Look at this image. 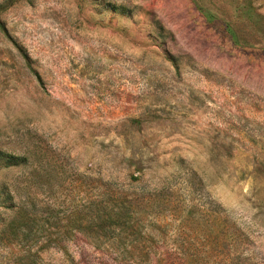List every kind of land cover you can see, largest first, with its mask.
<instances>
[{
	"label": "rangeland",
	"instance_id": "obj_1",
	"mask_svg": "<svg viewBox=\"0 0 264 264\" xmlns=\"http://www.w3.org/2000/svg\"><path fill=\"white\" fill-rule=\"evenodd\" d=\"M0 155V264H264V0H0Z\"/></svg>",
	"mask_w": 264,
	"mask_h": 264
},
{
	"label": "trees",
	"instance_id": "obj_2",
	"mask_svg": "<svg viewBox=\"0 0 264 264\" xmlns=\"http://www.w3.org/2000/svg\"><path fill=\"white\" fill-rule=\"evenodd\" d=\"M0 166L3 168L25 167V158L0 155ZM34 171L32 168L30 174ZM131 181L136 180L131 179ZM0 190H3L2 187ZM26 195L27 191L19 185H14L13 190L7 189L4 197L0 195V208L6 213L0 219V246L2 247H6L11 242L18 243L30 235L32 227L35 226L34 220L37 214L45 213L51 217L56 215L37 207L31 200L26 201ZM114 195L98 194L86 205H80L79 210L75 211L78 220L74 227L90 229L95 225L101 230L106 224L119 223L126 214V208L121 198L114 197Z\"/></svg>",
	"mask_w": 264,
	"mask_h": 264
}]
</instances>
